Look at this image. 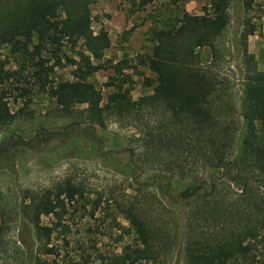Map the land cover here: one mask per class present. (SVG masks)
Listing matches in <instances>:
<instances>
[{
    "label": "trees",
    "instance_id": "1",
    "mask_svg": "<svg viewBox=\"0 0 264 264\" xmlns=\"http://www.w3.org/2000/svg\"><path fill=\"white\" fill-rule=\"evenodd\" d=\"M129 1L135 9L144 10L156 0ZM95 2L0 0V53L9 46L16 54L37 55L36 50L45 45L66 42L76 48L81 43L79 60L73 62L77 65L74 80L47 86L48 95L65 114L84 106L86 124L104 127L115 120L136 129L138 135L128 145L136 165L161 172L164 179H160L175 186L170 189V184H159L156 193L149 184L130 186L134 194L117 208L133 230L136 244L125 246L108 264H170L173 250L179 246L184 264H255L257 252L264 249V72L257 69L254 55L247 50L248 34H240L234 51L241 60L237 69L242 72L236 109L233 84L226 75L234 71L229 66L224 73L221 65L231 55L225 42L231 0H208L201 15H184L153 31L151 54L141 60L155 75L147 79L151 95L134 100L125 86L128 80L123 79L111 84L113 91L104 103L101 92L86 80L107 67L103 59L110 45L106 30L97 34L92 30L91 6ZM242 2L250 9L253 0ZM31 46L34 50L29 52ZM205 47L210 51L208 64H202L199 55ZM34 66L38 73L33 85L45 90L48 70L39 62ZM108 67L120 74L129 65L121 61ZM19 74L18 70H5L0 60V84L17 81ZM25 83L16 87L19 99L31 94L32 85ZM7 97L5 90L0 91V134L32 118L27 104L12 112ZM10 152L9 148L0 152V170L13 169ZM230 166L235 175L229 182ZM224 170L226 173H219ZM200 172L208 173V186ZM78 193L69 183L57 187L55 193L21 192L20 202L0 192V264L32 262V247L25 248L22 260L17 257L16 262L2 250L12 214L25 221L37 241L44 237L42 251L52 254L48 248L52 229L41 226L40 218L57 215L63 203L60 197L71 199Z\"/></svg>",
    "mask_w": 264,
    "mask_h": 264
},
{
    "label": "rangeland",
    "instance_id": "2",
    "mask_svg": "<svg viewBox=\"0 0 264 264\" xmlns=\"http://www.w3.org/2000/svg\"><path fill=\"white\" fill-rule=\"evenodd\" d=\"M207 6L208 0H156L144 10H137L129 0H96L91 6V27L94 34L100 29L106 30L110 45L103 59L107 67L89 74L86 80L101 92L103 103L113 91L111 84L123 79L128 80L125 86L130 88L134 100L151 95L147 79H154L155 75L141 65V60L151 54L152 32L176 23L184 15H201L203 7ZM229 14L225 42L231 55L221 65L224 73L229 66L234 71L226 75L233 84L231 95L238 109L242 72L237 69L241 60L236 58L234 51L240 44V34L247 33V50L254 55L257 69L264 72V0H253L250 9H245L242 0H231ZM33 50L31 46L29 52ZM81 50V43L72 48L66 42L45 45L40 51L36 50L37 55L16 54L9 46L1 49L4 69L18 70L22 76L17 77V81L0 84V91L7 92L12 112L27 104L32 118L0 134V152L9 148L13 158L11 171L0 170V192L13 202H20L21 192L34 195L48 190L55 193L57 187L66 183L76 186L80 192L71 199L60 197L63 203L56 210L57 215L40 218L41 226L52 229L48 241L52 254L42 251L46 243L44 237L37 241L25 221L11 215L12 222L5 231L2 247L11 262H16L17 257L22 260L25 248L32 247L30 264H108L125 246L136 244L133 230L117 204L134 194L130 186L149 184L151 191L156 193L158 178L164 179L161 172L139 169L128 152L130 138L138 135L136 129L115 120L107 121L104 127L86 124L84 106H77L73 113L65 114L48 95L47 86L74 80L77 65L73 62H78L77 52ZM199 55L201 63L208 64L209 49H200ZM121 61L129 68L120 74L108 67ZM36 62L48 70L45 90L33 85L38 73ZM25 82L32 85L31 94L19 99L16 87L26 86ZM235 153L232 152L229 160ZM226 175V180L232 181L235 168L230 166ZM200 177L208 186V173L200 172ZM166 180L163 187L167 185ZM175 190H172L174 197ZM20 240L23 244L18 242ZM256 256L255 264H264V249ZM170 264H184L182 247L173 250Z\"/></svg>",
    "mask_w": 264,
    "mask_h": 264
},
{
    "label": "water",
    "instance_id": "3",
    "mask_svg": "<svg viewBox=\"0 0 264 264\" xmlns=\"http://www.w3.org/2000/svg\"><path fill=\"white\" fill-rule=\"evenodd\" d=\"M159 182H160V186L162 187V183L164 182L162 179L158 178ZM167 184H170L167 182Z\"/></svg>",
    "mask_w": 264,
    "mask_h": 264
},
{
    "label": "flooded vegetation",
    "instance_id": "4",
    "mask_svg": "<svg viewBox=\"0 0 264 264\" xmlns=\"http://www.w3.org/2000/svg\"><path fill=\"white\" fill-rule=\"evenodd\" d=\"M159 184H160V182H159Z\"/></svg>",
    "mask_w": 264,
    "mask_h": 264
}]
</instances>
